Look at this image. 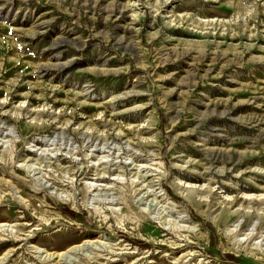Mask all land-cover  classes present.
Returning a JSON list of instances; mask_svg holds the SVG:
<instances>
[{"label": "rangeland", "instance_id": "rangeland-1", "mask_svg": "<svg viewBox=\"0 0 264 264\" xmlns=\"http://www.w3.org/2000/svg\"><path fill=\"white\" fill-rule=\"evenodd\" d=\"M0 224V264H264V0H0Z\"/></svg>", "mask_w": 264, "mask_h": 264}, {"label": "bare ground", "instance_id": "bare-ground-1", "mask_svg": "<svg viewBox=\"0 0 264 264\" xmlns=\"http://www.w3.org/2000/svg\"><path fill=\"white\" fill-rule=\"evenodd\" d=\"M101 147V146H100ZM46 186V185H45ZM50 187V186H49ZM102 187V186H101ZM48 188V187H47ZM98 188V185L97 186H94V189H97ZM99 189V188H98ZM148 193V192H147ZM259 208V207H258ZM3 224H0V226H2ZM75 249H76V247H75ZM68 250V249H67ZM67 252H71V250L69 249ZM67 252H65V253H67ZM61 254H64V252L63 253H61ZM64 257V256H63ZM53 259V258H52Z\"/></svg>", "mask_w": 264, "mask_h": 264}]
</instances>
